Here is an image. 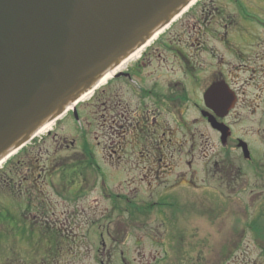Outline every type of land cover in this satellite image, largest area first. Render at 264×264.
<instances>
[{
    "label": "flooded vegetation",
    "instance_id": "flooded-vegetation-1",
    "mask_svg": "<svg viewBox=\"0 0 264 264\" xmlns=\"http://www.w3.org/2000/svg\"><path fill=\"white\" fill-rule=\"evenodd\" d=\"M230 2L191 8L68 113L72 127L53 149L80 158L67 171L9 169L0 182V264H92L93 235L97 264H204L181 256L192 248L187 225L171 230L188 218L215 222L216 236L230 238L225 262L212 264H264V0ZM246 167L248 197H236ZM50 176L70 181L43 182ZM96 189L126 207L131 231H93L90 216H76L71 204L84 206ZM47 190L73 209L58 214ZM185 192L203 197L196 204Z\"/></svg>",
    "mask_w": 264,
    "mask_h": 264
},
{
    "label": "water",
    "instance_id": "water-1",
    "mask_svg": "<svg viewBox=\"0 0 264 264\" xmlns=\"http://www.w3.org/2000/svg\"><path fill=\"white\" fill-rule=\"evenodd\" d=\"M195 0H0V164Z\"/></svg>",
    "mask_w": 264,
    "mask_h": 264
},
{
    "label": "rangeland",
    "instance_id": "rangeland-1",
    "mask_svg": "<svg viewBox=\"0 0 264 264\" xmlns=\"http://www.w3.org/2000/svg\"><path fill=\"white\" fill-rule=\"evenodd\" d=\"M227 2L231 3L230 0H227ZM207 3L208 4H217V3H219V0H201L200 2H198V4L196 6H194V9H197V11H198L201 6L207 5ZM257 3H260V1H258ZM239 4H240V1H239ZM191 13L184 18L185 19H191L192 18ZM239 26H240L241 30H245L244 25H239ZM239 114H240V112H238L236 115H239ZM71 127H72V124L69 120V117H68V119L66 117L63 120H60L57 123H55L52 126V128L49 130L48 133H45V134L43 133L42 135L37 136L34 140H32L26 146V148L23 151H20L18 154L13 156L11 158V160L8 161L3 166V169L0 170V182H3L5 180V178H7L6 173L9 172V169L15 170L20 165L25 166L24 167L25 172L27 170H30V168H32V166L30 167V165L35 166L33 169H35L36 174L39 171H41L42 168H44L46 166L48 168V166H51V165H52V167H54L56 165H58L59 167L65 166V168H63V169H65L67 171L68 170L67 167L69 165H71L70 161H78L80 158H69L70 156L67 157L68 155H70V153H68V152L56 153V151H53V149H56L57 147L59 148L58 143H57V145L55 144L54 137L55 136L58 137L59 135H61L64 132H69V129ZM91 128H92V130H94L95 124ZM95 143H96V141H95ZM259 147L264 150V145L262 143H261V145H259ZM81 148H82V146L79 145L76 148V151L81 150ZM39 150H41V151H39ZM71 150H73V149H71ZM53 157H55V161L53 160ZM48 160L53 161V163L48 162ZM47 171H48V169H47ZM50 171L53 174L54 168H51ZM60 171H64V170H62V168H61ZM249 171L250 170L247 167L244 168L245 176L242 175L241 177H239L237 182H239V184H241V186H239L240 195H237L236 197H241V198L248 197L249 191H247L246 189H248L247 187H249L250 184L247 182L249 180L247 178L245 179V177L249 178ZM51 176L48 179L43 180V182H47V183L48 182H59L60 184L61 183L69 184L70 180L68 178H66L63 181L62 177L59 179L54 177L53 180H51L50 179ZM84 177H86L85 174L82 175V178H84ZM88 177L85 178L84 184L87 182V180L91 181V179H89ZM41 181H42V179H41ZM250 181H252V180H250ZM86 184H85V186H86ZM61 188H62V186H61ZM86 189L91 190L89 185L86 186ZM242 190H244L245 192L242 193ZM54 192H51V190H47V193L50 194V197L55 198V202L59 203L58 205H55V207L57 208L58 214H61L62 212H63V214H65V213L70 211V207L72 209L74 207L75 208L74 210L76 211V216L80 217L81 221L86 220V223H88L89 222V216H90V222L89 223H91L90 228L93 231H95V230L100 231L101 229H105V226H107V229H109V230H120L122 228H125V229H128L131 231L133 229L134 223L129 221V215H128V212L126 210V207H118L117 205H115V203L113 201H111V203L108 200L105 202L102 201L99 198L100 190H98V189L95 190L94 194L89 193L87 196L84 197L85 198V205L84 206H79V205L75 206V204H71L73 207L72 206L69 207L67 203L61 202L60 201L61 197L59 195L56 196V194H54ZM2 196L3 195H0V197H1L0 202H1V205L4 204V206H5L7 204V202L3 199V197L5 198V196H3V197ZM207 196L208 197L214 196L213 190H210V194H208ZM216 196H218V195H216ZM223 196H227V195H223ZM184 197L194 198L196 201V204H198V201L203 196L200 194H194L192 192H185ZM9 204H10V202L8 201V206H9ZM63 204H65V205H63ZM0 211L4 212L3 208L0 207ZM191 213L194 214L193 212H191ZM195 213H196V211H195ZM235 215H236L235 222H237L239 220L238 216H240V212L238 210H236ZM156 221L157 220H154L151 223L148 222V224H150L151 227H155L157 225ZM172 223L173 224L171 225V230L173 233L178 234V233L185 231V229L181 227V225L185 224V225H187V229H188L187 234L191 237V238H189L188 244H190L192 246V248H188V255L183 254L181 256H183V257L194 256L195 257L197 255L202 259V262L204 264H206V263H208V264L220 263L223 260H224L223 262H225L227 254L223 252L224 251L223 249L226 247L229 248L230 238L229 237H223L224 233L222 234V232H220L219 235L216 236L215 229L217 227H216L215 222H211V221L210 222H204V224H205L204 227H201V225L198 222H196V219H193V218H188L186 220L183 219V220L172 221ZM220 225L225 226L226 227L225 231H227L230 229L229 227H231V221L220 222ZM239 226H240L239 224H235L236 228H239ZM167 228L169 229L170 227L168 226ZM192 235H198V236L192 238ZM233 237H231V238H233ZM183 239L184 238L180 239L179 237H177V238L175 237L174 238V241L176 240L175 244H178V243L181 244L180 242ZM118 240L119 241L116 245H120V244L123 245V243H122L123 239L121 238ZM131 241H132V239L129 238L128 245H131ZM212 242H214V245L212 244ZM100 245H101L100 239L93 235L92 236V247H93L92 264H97L96 263L97 262V254H95V252H96V249ZM148 245L152 246V243L151 244L148 243ZM195 247H197V250H201V252L199 254L196 252ZM236 257H240L239 254ZM131 258H132V255H131ZM113 261L115 262V261H117V259L115 258ZM174 262H177V261H174Z\"/></svg>",
    "mask_w": 264,
    "mask_h": 264
},
{
    "label": "bare ground",
    "instance_id": "bare-ground-1",
    "mask_svg": "<svg viewBox=\"0 0 264 264\" xmlns=\"http://www.w3.org/2000/svg\"><path fill=\"white\" fill-rule=\"evenodd\" d=\"M192 3H194V1L192 2ZM159 34V33H158ZM158 34L154 37V38H157L158 37ZM160 35V34H159ZM150 42V41H149ZM148 42V43H149ZM145 48L143 47V48H141V49H139V50H137V51H135V53L134 54H132L131 55V59H133V58H136V57H139L140 56V54H141V51L142 50H144ZM125 61H127V60H125ZM122 66V65H121ZM120 66V67H121ZM119 67V68H120ZM118 68V69H119ZM117 70V69H116ZM114 72H115V70L112 72V73H110L104 80H102L97 86H96V88H98L100 85L102 86L103 84H105L106 82H108L109 80H110V78L112 77V75L114 74ZM95 88V89H96ZM93 92V90L92 91H90L89 93H87L84 97H82L79 101H83V100H85L91 93ZM71 108V107H70ZM53 124H54V122H51L50 124H48L45 128H43L40 132H38L37 133V135H36V137L37 136H39V135H42L43 133H45V132H47V131H49L51 128H52V126H53ZM1 165V164H0Z\"/></svg>",
    "mask_w": 264,
    "mask_h": 264
}]
</instances>
